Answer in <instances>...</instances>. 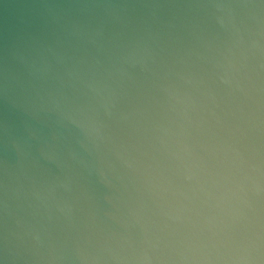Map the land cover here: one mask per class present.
I'll list each match as a JSON object with an SVG mask.
<instances>
[{"label":"water","instance_id":"water-1","mask_svg":"<svg viewBox=\"0 0 264 264\" xmlns=\"http://www.w3.org/2000/svg\"><path fill=\"white\" fill-rule=\"evenodd\" d=\"M0 264H264V0H0Z\"/></svg>","mask_w":264,"mask_h":264}]
</instances>
